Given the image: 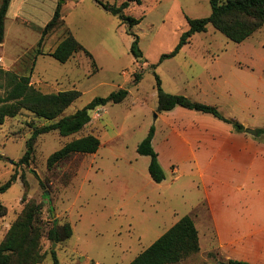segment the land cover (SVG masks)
Returning <instances> with one entry per match:
<instances>
[{"label": "rangeland", "instance_id": "374dc122", "mask_svg": "<svg viewBox=\"0 0 264 264\" xmlns=\"http://www.w3.org/2000/svg\"><path fill=\"white\" fill-rule=\"evenodd\" d=\"M58 2L62 21L38 46ZM141 7L144 17L131 29L142 51L136 59L130 52L133 36L126 24L95 0H10L0 43V70L30 75V83L43 93L80 91L60 116L118 88L127 89L128 95L120 103L91 111V121L78 132L39 135L28 165L19 163L25 141L34 127L48 121L24 109L4 119L0 184L13 173L16 180L0 194V203L7 209L0 217V242L24 206L40 204V251L45 258L38 264L52 263L51 249L59 264H128L180 217L196 209L192 216L200 248L174 264H227L228 259L264 264V132L259 131L264 128V26L235 43L207 25L174 56L160 61L187 30L186 17L209 15V0H142V5L126 13L136 15ZM67 31L92 54L97 70L83 52L65 63L48 55ZM37 49L43 54H37ZM153 71L166 92L216 106L226 119L241 123L244 131L211 114L180 106L157 112ZM5 90L0 73V96ZM151 127L152 147L164 172L161 182L149 176V157L136 151ZM90 133L100 141L95 153L73 154L47 167L51 153ZM21 173L28 183L24 201ZM205 212L222 242L232 241L234 246L220 248ZM66 220L73 233L53 246L46 231Z\"/></svg>", "mask_w": 264, "mask_h": 264}, {"label": "trees", "instance_id": "16d2710c", "mask_svg": "<svg viewBox=\"0 0 264 264\" xmlns=\"http://www.w3.org/2000/svg\"><path fill=\"white\" fill-rule=\"evenodd\" d=\"M9 2L10 0H2L0 4V43L4 37V18ZM95 2L104 11L126 24L128 33L133 36L130 52L136 59L140 58L142 51L139 48V39L131 29L141 22L144 17V10L141 7L136 15L126 13V11L134 6L142 5V0H118L115 3L95 0ZM209 3L210 13L208 16L201 18L186 17L187 30L180 35L171 52L160 56V61L174 56L184 44L190 41L193 34L206 31L207 25H211L235 43L242 42L264 26V0H209ZM61 21V5L58 2L51 19L43 27L38 46H41L44 37ZM78 52H83L92 59V66L94 70H97L92 54L70 31H67V34L48 55L60 63H65ZM37 54L43 53L37 49ZM155 65L153 64L151 67L154 69ZM0 73L3 74L6 82V90L0 96V124L4 122L6 117H15L23 109L31 112L37 118L48 121L39 127H34L25 141V151L19 158V163L25 165H28L32 159L34 144L39 135L50 131H57L62 136L78 132L91 121V111L107 103H120L128 95L127 89L118 88L104 97H94L84 107L70 115L60 116L81 95L80 91L69 89L43 93L30 83V75H17L10 70H0ZM153 73L156 80L157 112L168 111L175 106H180L211 114L218 119L231 122L235 130L244 131V126L241 123L226 119L216 106L193 101L182 94L166 92L161 86L158 75L155 71ZM259 131L264 132V128L259 129ZM153 135L154 128L151 127L146 137L138 144L136 151L140 155L149 157V175L154 182H161L164 179V172L159 165L157 153L152 147ZM99 145L98 137L91 133L75 138L51 153L47 157L46 165L48 168H52L73 154L95 153ZM15 180L16 175L13 173L4 183L0 184V194L5 192ZM20 180L23 185L21 201H24L28 183L23 173L20 174ZM40 210V204H27L11 223L0 242V264H38L45 258V253L40 251V239L43 235L39 220ZM6 212V206L0 203V217L4 216ZM72 233V225L69 220H66L58 227L49 228L46 231V237L50 241L58 243L66 241ZM199 248L198 231L194 221L190 215H184L128 264H174L186 256L196 253ZM50 256L52 258L51 264H59L55 250H50ZM220 264L224 263L220 262ZM227 264L252 263L228 259Z\"/></svg>", "mask_w": 264, "mask_h": 264}, {"label": "crops", "instance_id": "0c3cea01", "mask_svg": "<svg viewBox=\"0 0 264 264\" xmlns=\"http://www.w3.org/2000/svg\"><path fill=\"white\" fill-rule=\"evenodd\" d=\"M56 7V6H55ZM55 9V8H54ZM61 12H62V10H61ZM150 176V175H149ZM151 178V177H150ZM196 210V209H195ZM195 210H193V211H195ZM200 210H203V209H201L200 208ZM192 211V212H193ZM204 211V210H203ZM192 212H191V214H190V216L192 217V219H193V221H194V218H193V216H192ZM206 213V212H205ZM208 216H209V214L208 213H206ZM184 216V215H183ZM182 216V217H183ZM181 218V217H180ZM179 218V219H180ZM178 219V220H179ZM177 220V221H178ZM209 220H210V223H211V227H212V229H211V233H212V235H217V237H216V239H215V241L216 242H218L219 243V246H220V248H222V249H224V250H226L227 248H228V246L230 247V246H234L235 244V242H232V241H230V242H228V243H223L222 242V239H221V237H220V235H221V233H220V231L218 230V228L216 227V225H215V222L213 221V219L209 216ZM176 221V222H177ZM175 222V223H176ZM174 223V224H175ZM194 224H195V227H196V229H197V231H198V227H197V224H196V222L194 221ZM170 228V227H169ZM168 228V229H169ZM167 229V230H168ZM200 235H199V231H198V237H199ZM199 247H200V237H199ZM229 257H232V256H229Z\"/></svg>", "mask_w": 264, "mask_h": 264}, {"label": "water", "instance_id": "95a60500", "mask_svg": "<svg viewBox=\"0 0 264 264\" xmlns=\"http://www.w3.org/2000/svg\"><path fill=\"white\" fill-rule=\"evenodd\" d=\"M63 1V0H62ZM247 131H249V132H254L253 130H249V129H247ZM53 246H55V243L53 244Z\"/></svg>", "mask_w": 264, "mask_h": 264}, {"label": "built area", "instance_id": "2783aa9c", "mask_svg": "<svg viewBox=\"0 0 264 264\" xmlns=\"http://www.w3.org/2000/svg\"><path fill=\"white\" fill-rule=\"evenodd\" d=\"M0 62H1V59H0Z\"/></svg>", "mask_w": 264, "mask_h": 264}]
</instances>
